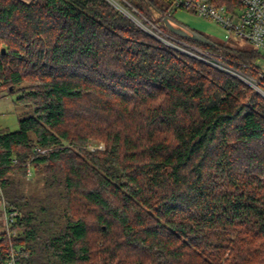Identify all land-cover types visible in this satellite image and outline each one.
<instances>
[{"label": "trees", "instance_id": "trees-1", "mask_svg": "<svg viewBox=\"0 0 264 264\" xmlns=\"http://www.w3.org/2000/svg\"><path fill=\"white\" fill-rule=\"evenodd\" d=\"M117 1L170 33L171 0ZM1 91L32 115L0 130V264H264V98L244 82L107 0H0Z\"/></svg>", "mask_w": 264, "mask_h": 264}, {"label": "built area", "instance_id": "built-area-1", "mask_svg": "<svg viewBox=\"0 0 264 264\" xmlns=\"http://www.w3.org/2000/svg\"><path fill=\"white\" fill-rule=\"evenodd\" d=\"M107 1L125 13L141 29L155 37L166 46L239 78L247 85L255 88L256 91L264 96V90L256 83L260 82L259 80H261V82L264 81V0H236L239 7L231 9L226 6H216L209 0H171L170 8L167 11V15L169 16L174 10L182 9L191 11L200 17L216 22L224 30H226L229 35H233L244 40L255 52L259 54L260 58L263 59V64L255 61L251 68L258 74V80L230 68L213 57L203 56L199 49H192L182 45L180 42L177 43V40L180 39H177L175 36L174 39H177V42H174L172 38L169 37L171 35L167 32L164 33L159 29H157V31L150 29L148 25L143 23L139 17L124 9L117 0ZM16 216V211L6 210L5 208L4 232H6L9 236H11L10 227ZM10 264H14V262L12 261Z\"/></svg>", "mask_w": 264, "mask_h": 264}, {"label": "rangeland", "instance_id": "rangeland-1", "mask_svg": "<svg viewBox=\"0 0 264 264\" xmlns=\"http://www.w3.org/2000/svg\"><path fill=\"white\" fill-rule=\"evenodd\" d=\"M171 19L175 22L178 23L187 29L194 31L204 38H206L210 43L208 45L211 46H218V45H225V46H230L236 50H247V51H253L254 55L256 57H260L257 52H255L244 40L237 38L236 36L229 35L226 30H224L219 24H217L214 21L205 19L203 17H200L196 15L195 13L187 10H174L171 13ZM142 20V18H141ZM148 27L154 31H157V29L161 30L158 28L156 25L147 23ZM162 32L166 33L165 31L161 30ZM172 38L174 42L181 43L182 45H185L186 47L190 48H195L199 49L200 52L203 54V56H209L213 57L219 61H221L223 64L229 66L232 69H235L243 74H246L253 79L258 80V74L253 71L252 65H243L244 69L241 67H236L233 64L226 62L221 56V51L216 52L213 51L209 48H205L202 46H199L198 42L192 41L186 38H181L180 40L174 39V37L169 36ZM177 40V41H176ZM260 64H263V59L258 58L256 59ZM223 72V71H222ZM225 73V72H224ZM227 74V73H226ZM230 75V74H228ZM231 77H234L230 75ZM237 80L243 82L237 77H234ZM256 82L263 90H264V81L261 82ZM246 84V83H245ZM247 85V84H246ZM249 86V85H247ZM251 87V86H249ZM254 91H256L255 88L251 87ZM259 93L258 91H256ZM260 94V93H259ZM261 95V94H260ZM263 98L264 96L261 95ZM17 98L18 94L16 93H9L6 91H1L0 92V130H5V131H16L19 129V121L22 119H25L32 115V110L27 109L20 104L17 103ZM86 149L94 152V151H103L105 149V142L102 140H90L86 146ZM4 216V214H3ZM2 215H0V218ZM235 238L232 237L231 239L233 240ZM227 246V243H225ZM235 244H231L229 249L227 247V250L225 255L223 256L224 259H227L230 255V252L232 250V247H235ZM255 259L257 262H260V257L257 255L255 256Z\"/></svg>", "mask_w": 264, "mask_h": 264}, {"label": "water", "instance_id": "water-1", "mask_svg": "<svg viewBox=\"0 0 264 264\" xmlns=\"http://www.w3.org/2000/svg\"><path fill=\"white\" fill-rule=\"evenodd\" d=\"M163 21H164L165 27L171 33V34L170 33L169 34L172 37H174V35H176V36H179L181 38H186V39L196 41V42H200V43H204V44L210 43L206 38H204L200 34L194 32V31H191V30L187 29L186 27H184L178 23H175L171 19V16H169V15H166L164 17ZM2 51L5 52V49H3Z\"/></svg>", "mask_w": 264, "mask_h": 264}, {"label": "crops", "instance_id": "crops-1", "mask_svg": "<svg viewBox=\"0 0 264 264\" xmlns=\"http://www.w3.org/2000/svg\"><path fill=\"white\" fill-rule=\"evenodd\" d=\"M25 1H30V0H25Z\"/></svg>", "mask_w": 264, "mask_h": 264}]
</instances>
